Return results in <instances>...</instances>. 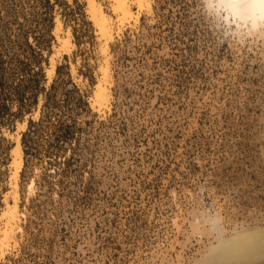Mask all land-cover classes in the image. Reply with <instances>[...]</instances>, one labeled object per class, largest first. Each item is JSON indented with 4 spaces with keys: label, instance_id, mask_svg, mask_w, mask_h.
<instances>
[{
    "label": "rangeland",
    "instance_id": "rangeland-1",
    "mask_svg": "<svg viewBox=\"0 0 264 264\" xmlns=\"http://www.w3.org/2000/svg\"><path fill=\"white\" fill-rule=\"evenodd\" d=\"M97 1L113 19L105 52L86 0H0V228L15 137L50 116L23 153L0 264H263L250 244L220 247L264 233V19L237 22L217 0H130L119 22Z\"/></svg>",
    "mask_w": 264,
    "mask_h": 264
},
{
    "label": "bare ground",
    "instance_id": "bare-ground-1",
    "mask_svg": "<svg viewBox=\"0 0 264 264\" xmlns=\"http://www.w3.org/2000/svg\"><path fill=\"white\" fill-rule=\"evenodd\" d=\"M110 4V11L115 16L116 20L123 22L127 19H131L132 10L130 0H108ZM137 5L140 10L143 6L150 10L151 3L153 0H132ZM219 5L227 12V14L235 21L240 23H250L252 26L258 24L264 19V0H217ZM87 11L91 22L97 29V34L99 38L103 41L104 52L107 49L108 43L112 40V28L113 19L106 14L102 5L97 0H86ZM55 38L59 44L58 51L67 50L71 45V33L69 30L62 32V28L59 22H56ZM107 64V63H106ZM103 65L101 67L102 79L106 82L109 78L108 65ZM55 71V64L51 65L49 73ZM93 101L99 107H105L108 102V97L104 88H102V83L99 82L94 87ZM25 126V123H22ZM11 163L10 167L13 168L11 174V191L9 193L13 196V203L6 204L5 210L1 214V220L3 221L2 227L0 228V244L1 249L4 245L8 244L12 238L13 231L17 228L18 214H17V178L23 167V150L21 146V135L17 134L15 137V146L11 149ZM232 244V243H231ZM223 245V254L234 253L235 248L240 249V254L247 256L248 248H242L244 245H249L253 253L252 257L260 254V257L264 256V233H250V235H241L237 240L234 241L232 245ZM236 244V245H234ZM257 253V254H254ZM264 258V257H262ZM260 263V262H259ZM264 264V263H263Z\"/></svg>",
    "mask_w": 264,
    "mask_h": 264
},
{
    "label": "trees",
    "instance_id": "trees-1",
    "mask_svg": "<svg viewBox=\"0 0 264 264\" xmlns=\"http://www.w3.org/2000/svg\"><path fill=\"white\" fill-rule=\"evenodd\" d=\"M59 69V68H58ZM54 88V85H52L50 87V90L48 91V93L45 95V103H44V108H47L49 105L51 96L49 95V92L52 91ZM75 92H77V90L75 88H73ZM77 106H82V105H86V103L82 100L81 96L78 95L77 99H76ZM49 113H43L42 117L39 119L38 122H33V121H29L28 123V129L27 131L23 134L22 136V140H21V146H22V150L24 153V160H25V164L27 163V157L29 155H31V152L33 151L34 147H33V139L34 136H37L38 133L42 130V126L43 123L49 119ZM53 128L55 129L54 135H56V140L57 141H63L65 143L70 142V139L72 138V133L70 132L71 128L73 127L71 124H66L61 122L60 120H58L55 124H52ZM57 131H60L59 134H56Z\"/></svg>",
    "mask_w": 264,
    "mask_h": 264
}]
</instances>
